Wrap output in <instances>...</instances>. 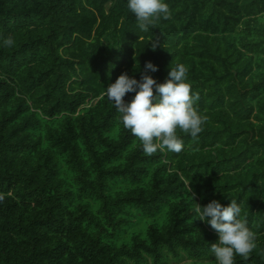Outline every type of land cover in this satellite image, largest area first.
<instances>
[{
    "label": "trees",
    "instance_id": "obj_1",
    "mask_svg": "<svg viewBox=\"0 0 264 264\" xmlns=\"http://www.w3.org/2000/svg\"><path fill=\"white\" fill-rule=\"evenodd\" d=\"M166 2L141 32L126 0H0V264H213L195 203L232 199L256 237L235 264H264V0ZM148 62L183 63L206 117L178 154L101 95Z\"/></svg>",
    "mask_w": 264,
    "mask_h": 264
},
{
    "label": "clouds",
    "instance_id": "obj_2",
    "mask_svg": "<svg viewBox=\"0 0 264 264\" xmlns=\"http://www.w3.org/2000/svg\"><path fill=\"white\" fill-rule=\"evenodd\" d=\"M126 6L141 32L148 31L156 20H167L171 16L166 0H126ZM14 44L11 36L0 39V47L11 48ZM157 71L158 67L148 62L140 80L127 73L121 74L101 94L120 113L123 127L139 139L146 156L158 151L182 152L184 142L177 134L178 130L196 138L206 121L194 106L198 96L191 92V85L187 82V67L183 63L170 67L163 83L148 74ZM130 93L135 95L126 102L124 98ZM193 212L196 220L208 224L218 234V241L209 249L214 257L213 264H235L236 256L247 258L255 249V234L246 220L240 218L241 206L237 200L232 199L228 206L217 200L203 207L195 203Z\"/></svg>",
    "mask_w": 264,
    "mask_h": 264
},
{
    "label": "rangeland",
    "instance_id": "obj_3",
    "mask_svg": "<svg viewBox=\"0 0 264 264\" xmlns=\"http://www.w3.org/2000/svg\"><path fill=\"white\" fill-rule=\"evenodd\" d=\"M187 263H190V261H181V262H173L172 264H187Z\"/></svg>",
    "mask_w": 264,
    "mask_h": 264
}]
</instances>
